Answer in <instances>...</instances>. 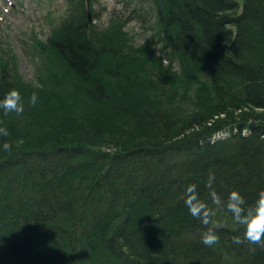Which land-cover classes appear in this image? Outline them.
<instances>
[{"label": "trees", "instance_id": "obj_1", "mask_svg": "<svg viewBox=\"0 0 264 264\" xmlns=\"http://www.w3.org/2000/svg\"><path fill=\"white\" fill-rule=\"evenodd\" d=\"M62 1L65 16L36 45L41 58H51L53 72L80 81L68 105L56 91L31 88L16 60L0 56V99L15 88L27 107L43 104L46 117L40 112L38 120L53 121L25 136L0 110V126L9 131L0 145H13L11 153L0 147V264H264V248L253 245L250 253L247 243H232L244 228L226 210L213 218L223 224L219 243L203 245L206 226L183 200L194 183L214 207L204 186L210 170L222 198L239 190L251 204L264 189V0H146V15L158 22L150 43L205 66L203 92L184 118L149 103L148 96L162 95L157 80L135 79L133 69L117 61L116 33L96 23L98 0ZM137 12L136 5L130 13ZM33 92L40 94L35 106L29 103ZM132 120L126 132L122 124ZM107 143L115 150H104ZM45 185L89 196V224L82 226L74 203L64 224L61 218L36 227L37 216L51 210ZM46 197L53 200L47 190ZM22 210L29 216L21 217ZM171 215L184 216L169 226ZM63 241L71 249L67 255L59 247Z\"/></svg>", "mask_w": 264, "mask_h": 264}, {"label": "rangeland", "instance_id": "obj_2", "mask_svg": "<svg viewBox=\"0 0 264 264\" xmlns=\"http://www.w3.org/2000/svg\"><path fill=\"white\" fill-rule=\"evenodd\" d=\"M138 1L98 0L95 2V11L99 13L97 24L100 28L108 26L112 32L116 33L120 42L117 46L120 55L116 59L124 63L125 70L132 68L135 79L139 75V78L145 82L146 80H157L158 92L161 88L162 95L153 94V96H158L157 98L148 96L149 103L165 106L175 116L184 118L189 114L188 112L192 111L196 97H199V91L203 92L202 87L206 83L205 81L199 82L204 79L205 66L175 52L162 49L160 45L150 43L154 39V31L150 30L152 24L149 23L153 22V16L148 15L144 20L141 17L143 13L139 17L130 13L132 8L139 4L138 8L147 9L149 3L146 0ZM66 9L62 0H0V56L2 58L12 56L16 60L15 68L25 83H28L31 88L47 87V89L56 91L64 105L72 101L73 97L71 98L70 95L81 83L69 73L53 72L51 58L48 57V61L43 56L41 58L36 42L37 39L46 38L50 30L65 16ZM148 43H150L149 47H144ZM47 64L52 71L45 68ZM126 84L123 86L127 87ZM81 97L84 96L81 95ZM23 102L24 112L22 114L9 113L5 116L6 119L15 118L14 122L17 126L12 121H8L11 122L12 128H16L15 131L25 136L27 134L32 136V131L38 123L53 124V121L48 119V121L38 120L43 104L33 109L27 107V100ZM29 110H35L37 114H31ZM42 114L45 116V113ZM134 122L132 120L130 126L122 124V128L128 132L134 126ZM57 123L60 122L57 121ZM115 128L119 131L116 126ZM89 133L81 134L86 136ZM121 137L126 139L127 135L124 134ZM102 148L112 152L116 146L107 143ZM183 216L171 215L169 226L170 223L183 219Z\"/></svg>", "mask_w": 264, "mask_h": 264}, {"label": "clouds", "instance_id": "obj_3", "mask_svg": "<svg viewBox=\"0 0 264 264\" xmlns=\"http://www.w3.org/2000/svg\"><path fill=\"white\" fill-rule=\"evenodd\" d=\"M37 102V93L33 92L29 103L35 106ZM0 110L3 111L5 116L9 113L20 115L24 112L23 98L17 89H10L0 99ZM8 136L7 127L0 126V137L6 138ZM0 147L7 153H11L13 150V145L7 140H4ZM215 183V172L210 170L204 186L208 190V195L214 207L209 206L208 203L200 198L196 184L187 185L184 192L183 200L189 214L206 226V231L201 235V243L208 247L219 243L220 238L217 230L223 227V224L213 218L216 216L217 211L226 210L231 214L232 219L244 228L242 236L232 237V243L235 245L247 243L250 253H255L256 251V248L252 247L253 245L264 248V189L257 193L253 203L248 204L239 190H231L228 192L226 199L222 198L216 191Z\"/></svg>", "mask_w": 264, "mask_h": 264}, {"label": "bare ground", "instance_id": "obj_4", "mask_svg": "<svg viewBox=\"0 0 264 264\" xmlns=\"http://www.w3.org/2000/svg\"><path fill=\"white\" fill-rule=\"evenodd\" d=\"M140 5V4H139ZM138 5V6H139ZM138 12L137 15H141L143 13V16L141 15V17L145 20L148 15H146V10L144 8L140 9V7L138 8ZM152 17V16H151ZM152 21L153 22H149L152 25L150 26V30L153 29L154 31V37H156L158 35V28L154 25V24H158V22L156 20H154V18L152 17ZM157 44V43H156ZM220 134H217L216 136H214L213 141L218 140ZM46 190L48 191V193L52 196L53 200H49L46 197ZM45 195V202L46 203H52L51 207H50V211L46 216L40 217L37 216V221H36V227H41L43 224H41L40 222L43 223L46 222L48 223V225H54V223L56 224L57 220L62 218L61 223L64 224L65 221H67L69 219V216L67 215L66 219L64 217V214H67L69 212V209H71V207L73 206L74 203H76L78 205V207L85 211L86 216L84 218H80V214L77 212L79 210V208H76V217L79 218L80 221H82V226L85 227L89 224V217H88V212L90 213V205H91V199L89 196H85L83 197V195L80 193H78L76 191V189H68L66 191H63L59 188L54 189L53 186L51 185H45L44 189H43V196ZM81 195V198L78 200L79 196ZM116 198H118V196L116 195ZM79 201V203H77L76 201ZM34 210V209H33ZM49 210V209H48ZM38 211V210H37ZM20 214L21 217L26 218L29 216V212L27 213L25 210H22V212ZM26 214V215H24ZM53 222V223H51ZM70 228H73V223L70 224ZM24 228L22 226H19L18 231L23 233L24 232ZM62 233L64 234V230L62 231ZM79 237H81L80 243H85L86 242V238H87V233H86V229L84 231H80V233L78 234ZM59 247L61 248V253L67 255L71 252V249L68 248L66 241H63L59 244Z\"/></svg>", "mask_w": 264, "mask_h": 264}]
</instances>
